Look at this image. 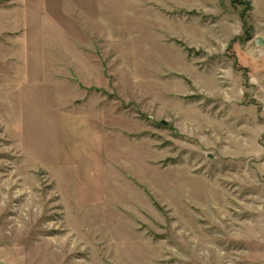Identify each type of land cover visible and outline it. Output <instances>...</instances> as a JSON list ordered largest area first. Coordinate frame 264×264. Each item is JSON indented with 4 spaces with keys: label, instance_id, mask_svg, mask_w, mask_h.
I'll list each match as a JSON object with an SVG mask.
<instances>
[{
    "label": "rangeland",
    "instance_id": "374dc122",
    "mask_svg": "<svg viewBox=\"0 0 264 264\" xmlns=\"http://www.w3.org/2000/svg\"><path fill=\"white\" fill-rule=\"evenodd\" d=\"M0 264H264V0H0Z\"/></svg>",
    "mask_w": 264,
    "mask_h": 264
},
{
    "label": "water",
    "instance_id": "95a60500",
    "mask_svg": "<svg viewBox=\"0 0 264 264\" xmlns=\"http://www.w3.org/2000/svg\"><path fill=\"white\" fill-rule=\"evenodd\" d=\"M262 43H263V39H261V38H257V44H258V45H261ZM163 123H164V124H167L166 121H163Z\"/></svg>",
    "mask_w": 264,
    "mask_h": 264
}]
</instances>
